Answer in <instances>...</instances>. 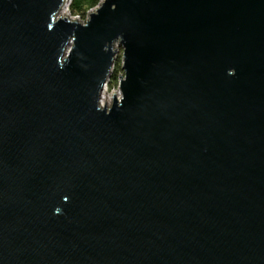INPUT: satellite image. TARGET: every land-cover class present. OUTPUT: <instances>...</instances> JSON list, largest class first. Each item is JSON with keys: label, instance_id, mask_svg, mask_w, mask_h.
Listing matches in <instances>:
<instances>
[{"label": "water", "instance_id": "water-1", "mask_svg": "<svg viewBox=\"0 0 264 264\" xmlns=\"http://www.w3.org/2000/svg\"><path fill=\"white\" fill-rule=\"evenodd\" d=\"M62 5L0 0V264H264V0Z\"/></svg>", "mask_w": 264, "mask_h": 264}, {"label": "rangeland", "instance_id": "rangeland-1", "mask_svg": "<svg viewBox=\"0 0 264 264\" xmlns=\"http://www.w3.org/2000/svg\"><path fill=\"white\" fill-rule=\"evenodd\" d=\"M103 2H104V0L101 1L100 5ZM70 3H71V0H65V4L62 5L64 7L61 10V12L59 11L60 13H58L57 19L66 18V19H70L72 21L74 20V22L84 24L86 21L85 22H81L77 18H73V17L70 16V14H69V5H70ZM96 9H98V7ZM95 10L91 11L90 14H92ZM113 50L117 51L116 62H115V65L112 67V71H113V73H115L114 75H116V77L110 78L109 81H108V84H106L104 86V88L102 89V93L104 92L103 96L106 95L107 100H108L107 102H109L108 103V107L109 108L112 106V103H113V95H115V99H116V96H119V99L121 100L122 96H121L120 89H119V84H120L119 76L121 77L122 80L124 79V74H123V71H122V67H123V59H122L123 48L119 47V43H115V46L113 47ZM67 53H68V51H67ZM65 56H66V53H65L64 57ZM120 100L116 99V101H120Z\"/></svg>", "mask_w": 264, "mask_h": 264}, {"label": "trees", "instance_id": "trees-1", "mask_svg": "<svg viewBox=\"0 0 264 264\" xmlns=\"http://www.w3.org/2000/svg\"><path fill=\"white\" fill-rule=\"evenodd\" d=\"M102 0H71L69 5V14L81 22H85L91 11L100 6ZM112 74L111 78L116 77Z\"/></svg>", "mask_w": 264, "mask_h": 264}, {"label": "bare ground", "instance_id": "bare-ground-1", "mask_svg": "<svg viewBox=\"0 0 264 264\" xmlns=\"http://www.w3.org/2000/svg\"><path fill=\"white\" fill-rule=\"evenodd\" d=\"M63 4H65V0H63ZM63 7H64V6L61 7L60 12H61V10L63 9ZM60 12H59V13H60ZM65 53L67 54V51L64 52V55H65ZM120 93H121V92H120ZM103 94H104V92L102 93V91H101L100 96H99V106H100L101 108H103L104 105H105L106 108H109V107H108V103H109V102H107V101H108V100H107V97H106V95L103 96ZM121 96H122V95H121ZM116 99L120 100V99H119V96H116Z\"/></svg>", "mask_w": 264, "mask_h": 264}, {"label": "built area", "instance_id": "built-area-1", "mask_svg": "<svg viewBox=\"0 0 264 264\" xmlns=\"http://www.w3.org/2000/svg\"><path fill=\"white\" fill-rule=\"evenodd\" d=\"M74 21V20H73Z\"/></svg>", "mask_w": 264, "mask_h": 264}]
</instances>
